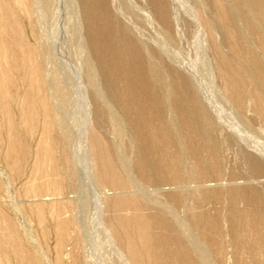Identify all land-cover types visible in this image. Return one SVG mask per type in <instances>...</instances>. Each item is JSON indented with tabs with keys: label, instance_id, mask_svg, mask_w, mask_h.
Segmentation results:
<instances>
[{
	"label": "bare ground",
	"instance_id": "6f19581e",
	"mask_svg": "<svg viewBox=\"0 0 264 264\" xmlns=\"http://www.w3.org/2000/svg\"><path fill=\"white\" fill-rule=\"evenodd\" d=\"M148 1L152 6L153 16L152 12L151 14L141 13L139 5L134 0H82V8L79 7L82 10L78 11L80 14H77L75 22H70V30L75 27V31H72L79 37V42L76 41L75 44L79 43L82 53L87 54L82 59L88 62L93 57L100 70L98 72L102 74L100 75L103 77L106 90L112 93L113 98L126 111V120L136 137L134 160L140 176L148 181H154L156 179L154 175L157 174L162 177L170 176L171 181L177 184L185 182L186 177L181 173L185 153H188L193 159L191 178L196 177L203 180L211 174L219 175L223 170L221 145L236 141L239 144V141L240 143L242 141L243 149L248 147L253 151L242 150L245 167L241 169L240 173H244L243 175L248 177L244 180L245 183L264 181V144L253 142L254 137L251 133L252 139L247 137L250 135L249 133L245 136L240 132L241 128L246 127L254 130L253 127L250 128L254 117L252 113L248 112L251 108L250 104L255 116L264 123V0H194L195 5H191L190 10L192 31L190 48L186 49L187 51L183 50L181 45L185 36L183 35L182 38V31L176 29L173 24L178 13L171 14L169 0ZM16 2L25 8L27 14L35 22H39L45 16V11L48 10L50 19L53 21L52 32L49 34L40 32L42 42L37 48L31 45L30 41L26 43L27 40L24 41L22 29L23 22L17 14L16 6L10 4L8 0H0V106L3 114H6L5 118L11 124L12 117H14L11 115L10 106L11 99H13L11 88L14 82V70L20 65L15 58V50L18 45L23 50V61L27 65L26 77L28 78V80L26 79L28 86L26 83L27 87H24L22 93L19 94V100H17L20 106L18 113L22 119L20 121H24L30 131L36 123L37 109L43 113V120L40 123L41 133L36 140L32 156L33 167L30 175L26 178L25 194L28 196L27 201L34 204L37 209L38 218L47 204L46 202L52 204L53 214L57 216L54 227L59 236L58 243L61 245L63 242L61 239L64 233L66 235L70 219L67 220V216V219L60 216L65 205L64 202H61L60 199L63 197H60L59 194L62 189V181L59 177H55V174L58 173L55 156L56 145L62 151L61 155L65 164L69 165L73 162V155L68 133L63 130V119L58 105V100L62 97L64 90L57 81L61 70L58 65L59 52L56 43L59 42L57 39L65 40L63 44L67 43L69 37L67 36V27L65 30L59 28V22L63 16L62 7L58 2L56 5L55 0H16ZM79 6L81 5L79 4ZM206 7L209 8V13L206 11ZM253 7H255V11ZM82 20L86 25L84 35ZM179 20L181 21V18ZM66 47L68 46L66 45ZM89 53L93 56L91 57ZM38 56L40 58L42 56L45 62L49 60V56L52 58L50 60L53 62L49 68H46L47 70L42 66V60L40 59V61ZM90 70L91 72L95 71ZM14 85L16 86V84ZM95 86L97 87L98 84ZM96 97L99 102H94L96 104L95 112L98 115L96 117H99L102 116L107 105H104L102 100L104 96L99 94ZM171 105L174 106L173 115L170 113ZM16 107L14 106V108ZM108 116V121H115L111 111ZM219 121H225L226 128L224 137L220 139L215 128ZM14 132L11 131L10 134L7 132L10 137H7L10 140V151L6 157L9 158L8 163L11 168L20 170L23 159L30 150L23 141V136L21 138L20 134L17 135ZM8 139L6 141L9 142ZM90 145L93 163L98 167V178L108 181L114 188L111 194L112 198H102L100 204L116 210L115 221L120 227L130 224H134L136 227L134 236L127 234L126 249L131 263L144 264V254L146 257H150L149 264L159 262L164 255L162 256L160 251L151 249V221L153 219L162 226H166V220L162 218L163 216H149L138 210L143 201L140 196L129 189L131 180L120 171L121 167L124 168L123 171L125 170L126 162L113 143L108 144L102 137L95 135L91 138ZM6 151L8 152V149ZM15 155L16 158H14ZM73 167L70 168V175L76 176L78 172ZM47 169H52L51 173L54 174V177L47 174ZM236 178L234 175L230 183L238 184L239 181ZM215 179L217 178L215 177ZM199 185L202 186V184ZM57 193L59 195H56ZM46 195L53 197L48 199L49 196L47 198ZM211 195L217 199L224 198L230 201L227 211L223 215L229 220L237 222L234 230L238 231L241 223H247L246 232L248 231L256 237L255 253L257 251V254L263 257L264 225L261 221L264 220V185L261 187L253 184L233 185L226 190L221 188L214 190ZM238 200L245 202L249 208L239 209L236 204ZM127 207L134 209L131 214L123 213V209ZM219 218L221 217L219 216ZM196 219L198 218L196 217ZM218 220L220 219L211 218L208 223L209 230H214L212 233H217L223 226H219ZM216 235L211 236V239L218 244ZM156 237L161 246L168 242L164 235L157 234ZM173 237L177 240V248L183 253L184 260L181 262H185L184 264L206 263L202 256L200 259H196L195 251L180 242L177 235ZM76 238L81 244L83 243L82 233L78 234ZM238 240L234 241L237 247L243 245ZM217 248L220 249V247ZM9 252L17 257L19 264L26 262L34 264L17 226L0 210V258L7 259ZM165 258V264L177 263L175 255L171 253L167 254ZM242 258L238 256L239 260L236 259L235 264H250L245 263L247 260L244 262Z\"/></svg>",
	"mask_w": 264,
	"mask_h": 264
},
{
	"label": "rangeland",
	"instance_id": "374dc122",
	"mask_svg": "<svg viewBox=\"0 0 264 264\" xmlns=\"http://www.w3.org/2000/svg\"><path fill=\"white\" fill-rule=\"evenodd\" d=\"M8 1L10 4L16 6L17 14L21 18V21L23 22L22 29H23L24 41L27 40L26 43H29L30 41L31 45L35 46L36 48L39 47L40 43L42 42L40 39V32L43 31L48 34L52 32L53 21L52 19H50V12L46 10L45 11L46 13H44L45 16L42 19H40L41 21L39 20V22L37 21L35 22V20L32 17L30 18L25 8L22 5H20V3L16 4L17 3L16 0H8ZM134 1L137 2V4L139 5L141 13L143 12L146 14H151L152 12L151 15L153 16V9L151 10L152 6L150 5V2L148 0H142V1L134 0ZM55 2L56 5L59 3V5H61L62 7L63 16L61 17L62 20H60L59 22V28L65 30L66 29L65 27H67V32H68L67 36L69 37L68 42L64 44L63 42L65 40L63 41V39L61 40L57 39V41H59L58 43H56L57 51L59 52L58 65L61 70L57 81L58 84H60L61 88L64 90L62 91L63 92L62 97H60V99L58 100V105L63 119V130L66 133H68V139L70 141L71 151H72L71 153L73 155V162L69 165L65 164L62 159L63 156L61 155L62 151L58 147V145H56L55 156L57 160L56 162L58 167L57 168L58 173L55 174V177H59V179L62 181V189L59 192V194L60 197H63L60 200L62 203L64 202L65 205V208L63 207L62 209L63 213L60 216L64 217L65 219H67L66 218L67 216L68 217L67 220L70 219L68 222L69 225H67L68 228L66 229L67 232L65 231L66 235L64 233V236L61 239L63 241L61 245L58 243L59 236L56 233L54 227L56 224L55 221H57L56 220L57 216L53 214L54 212H53L52 204L46 202L47 204H45L43 211L41 212L38 218L37 209L35 208L34 204L32 205L30 202L27 201L28 196L25 194L26 178H28V176L30 175L33 167L32 156L34 153L36 140L39 138L41 133L40 123L43 120V113L40 109H37L36 123L33 126V128L30 129V131L26 127L24 121H20L22 119L19 115L20 113H18L20 106L17 100H19L18 99V97L20 98L19 94L22 93V91L24 90L26 83L28 86V82H27L28 78L26 77L27 65L24 64L25 62L23 61V50L22 47L18 45L16 46V50H15L16 52L15 58L18 61V64L20 65L17 66L18 69L16 68L14 70V82L11 88V91L13 93L12 96L13 99H11L12 104L10 101L11 111L14 113L13 114L11 112V115L14 116L12 117L13 118L11 122L12 125L5 118L6 114H3L4 112L2 110V107L0 106L1 108L0 109L1 110L0 111V210L6 217H8V219L11 222H13L17 226L21 234V238L23 239V242L25 244V247L28 249L34 261V264H132L128 256L126 246H127V234L129 235L132 234L133 236L135 235V229H136L135 225L134 224L126 225L124 226L125 229L124 227H120L115 221L116 210H114V208L111 207H107V206L104 207L103 205L100 204L102 198L105 199L112 198L111 194L113 193L114 188L110 185L108 181L103 180V178L101 179L98 178V174H97L98 167L93 163L91 145H90L91 138L95 135L102 137L108 144L113 143L116 146V149L119 151V153L123 156L124 161L126 162V168L123 171L124 168H122L121 166L118 167L119 168L121 167L122 169L120 168V171L122 172V174L131 180L129 189L132 192H135L136 195L140 196V199H142L143 201V203L142 201H140V203L142 204H140V208H138V210L141 213H144L145 215H149V216L150 215H155V216L160 215L159 217L163 216L162 218L166 220V226H162L153 219L151 221L153 223V224L151 223V228H150L152 235L151 249L160 251V254L162 253L161 255L162 256L164 255L163 256L164 258L162 257L159 262H156L154 264H165L166 262L165 256L169 253L175 255V259L177 262L175 264L185 263V262H181V260L182 261L184 260V257L182 255L183 253L179 251V249L177 248L178 245L177 240L173 237V236L176 237V235L177 237H179L180 242H182L186 247L189 248L191 247L193 251H195L194 254L196 255L195 256L196 259H200L201 256L204 257L206 262L205 264H235L236 259L239 260L238 256L239 258L243 257L242 259L244 260V262L247 260L245 263L263 264L264 256L260 257L257 254V251L255 253V247H256L255 235L248 231L246 232L247 223L243 222L244 225L243 223H241V226L238 228V231L237 229L234 230L237 222H233V220H229L225 215H223L227 211V207L229 206L230 201L224 198L217 199L211 195L214 192V190L220 188L226 190L230 188V186L232 187L233 185L247 186L253 184L256 186L259 185V187L264 185V181L261 182L255 181L249 184L245 183L244 180H246V178L248 177L243 175L244 173H240L242 172L241 169L245 167L244 166L245 159L242 155V150L246 152H253L252 149L248 147L247 149L246 148L243 149L241 147L244 145L242 141H241L242 144L239 141L240 145L238 144V141L232 142L230 144L222 143L223 145H221L222 147L221 154L223 157V168H222L223 170L220 173L222 175L211 174L209 177L203 180L196 177L191 178L190 172L193 167V159L190 158L191 156L188 155V153H185V156H183L184 166L182 167L181 170L182 175L186 177L185 182H181L180 184H177L176 182L171 181L170 176L162 177L157 174L154 175L156 178L154 181H148L145 178H142L137 169V164L134 160L136 137L135 134H133L134 132L131 126L128 124L126 120L127 119L126 111L124 107L121 104H119L115 100V98H113L112 93L109 90H106L103 77L101 76L102 74L98 72L99 70L98 65L96 61L93 59L92 57L93 55L89 53L90 56L92 57V59L88 61L89 63L86 62L85 59H82L83 56L85 58L87 54L85 52L82 53V50L79 48V43L75 44L77 43L76 41L79 42L78 35L74 34L75 27H73L72 29L74 31L70 30V22L72 23L75 22L77 14L78 15L80 14L78 13V11L81 12L80 10H82L80 9L82 8V3H81L82 0H78V1L73 0V2L72 0H60V1L55 0ZM63 3L65 4L62 5ZM79 4L81 6H79ZM169 5H170L171 14L178 13L176 19L173 21L174 26L176 27V29L182 31L181 33L182 38L183 35L185 37L188 36L186 38L184 37L183 38L184 41L182 40L181 43L183 50L185 49V51H187L190 48V41H191L190 37L192 31V27H191L192 15L190 14L191 13L190 10L192 6L195 5V1L169 0ZM68 7L71 9H69ZM253 9L255 11V7H253ZM206 11L209 13L210 10L208 7H206ZM178 16L179 17L181 16L180 17L181 21L179 20L180 18ZM82 24H83L82 33L84 35L85 34L84 32H86L84 28L86 26L84 20H82ZM48 29H50L51 31ZM37 30L39 31V33ZM24 32L26 35L24 34ZM69 33L73 35H70ZM30 34L33 35L31 36ZM71 43L73 44V46ZM186 43H189L188 44L189 46ZM66 45L70 48L66 47ZM78 58L82 60L80 61ZM38 59L42 60L43 63L42 66L45 68V70H47L46 68L47 67L49 68L53 62L52 60H50L52 59L50 56L47 62L44 61L42 56L41 58L38 56ZM63 60H65L66 62ZM48 61H50L48 64L49 66L47 65ZM84 61L87 64L86 63L84 64ZM90 69H93L95 71L91 72ZM16 77L17 79H15ZM95 82L98 84L97 87L95 86L97 85ZM14 84H16V86ZM99 94L100 96H104L102 100L104 102V105H107V107L106 108L103 107L104 113L102 114V116L96 117L98 115H96L95 112V107H96L95 103L99 102L98 101L99 99L96 97ZM94 98L96 99L94 100ZM119 105H121L122 107ZM14 106L16 108H14ZM250 106L251 108L250 107L249 108L251 110L249 109L248 112L250 114L252 113V116H254L250 128L253 127L254 130L248 129L249 127H246L243 129L241 128L240 132L245 136L251 133L254 138L252 137L251 134L249 135L250 137L247 136L248 138L250 139L253 138L252 141L255 143L264 144L263 143L264 139H262L264 138V129H263L264 123L263 121L260 120V118H257L255 116V114L252 111V105L250 104ZM110 111L112 114H114L115 117V121L113 122L108 121L109 120L108 114ZM173 112H174V106L171 105L170 106V113H172L171 115H173ZM7 122L8 124H10L11 127L12 126L13 127L11 128L10 126H8ZM9 127L11 128V130H8L10 129ZM215 128L218 131V138L219 139L223 138L226 132L225 121L222 122L219 121L216 124ZM11 131L13 132L15 131L16 133L15 132L14 133L17 135L20 134L19 136H21V138L23 136L22 139L26 143V145H28L30 150V152L25 157L26 159L25 158L23 159L24 160L22 162L23 165L21 164L20 170H14L13 168H11V166L8 163L9 158L7 157L10 151L9 150L10 140L8 138H10L9 134ZM255 131L257 132V134L258 133L259 134L257 135ZM7 132H9V134H7ZM7 139L9 140V142L6 141ZM6 149H8V152L6 151ZM14 158H16V155L14 156ZM73 166L78 172L76 176L70 175V171H71L70 168H72ZM51 172L52 169H47V174L50 177H54V174H52ZM234 175H236L237 177L236 179L237 181H239L238 184L230 183L231 180H233L232 177ZM215 177L217 179H215ZM228 181L229 183H226ZM216 182L217 184H215ZM218 183L220 186L218 185ZM199 184H202V186ZM204 191L206 192L204 193ZM59 194L57 193L56 195ZM46 197L50 199L53 196L46 195ZM240 201L241 200H238L236 203L239 209L249 208L245 202L243 203L241 201L242 203L240 204ZM27 202L30 208L27 205ZM220 205H221V209H220ZM129 208L130 207L123 209V213L131 214L134 209L133 208L129 209ZM219 216L222 219L219 218ZM196 217L198 219H196ZM211 218L220 219L218 220L220 222L219 226L223 225L222 227L224 228L220 227L221 229H219L217 233L216 232L212 233L214 230L210 231L209 228L207 227ZM224 218L227 219L224 220ZM263 222L264 220L261 221L262 225H264ZM81 233L83 235V240H84L82 244L78 241V238H76L77 235ZM157 234H161L162 236L163 235L165 236V239L168 241L166 245L161 246L159 244V241L156 237ZM214 234L215 235L217 234L216 238L218 239L217 241L218 244H216L213 241V239H211V236H215ZM244 235L246 236L244 237ZM237 239H239L238 242H241L244 245V247L243 245L240 244L239 245L241 246V248H239L240 246L237 247V244L234 242L235 240L237 241ZM222 240L223 242H221ZM135 241H137L136 238ZM232 245L234 246L232 247ZM217 247H220V249ZM201 254H203L204 256ZM245 256L248 257L246 258ZM232 257L235 259H233ZM149 258H150L149 256L146 257L144 254V258H143L144 260L143 262H145L144 264H149ZM232 260L234 261V263ZM0 264H19V260L13 253L9 252L7 259L4 260L0 258Z\"/></svg>",
	"mask_w": 264,
	"mask_h": 264
}]
</instances>
